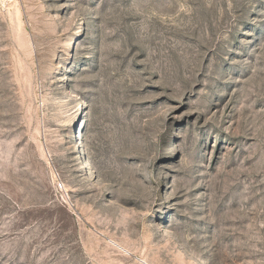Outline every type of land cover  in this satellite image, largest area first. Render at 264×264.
<instances>
[{
	"label": "rangeland",
	"instance_id": "obj_1",
	"mask_svg": "<svg viewBox=\"0 0 264 264\" xmlns=\"http://www.w3.org/2000/svg\"><path fill=\"white\" fill-rule=\"evenodd\" d=\"M0 264H264V0H0Z\"/></svg>",
	"mask_w": 264,
	"mask_h": 264
}]
</instances>
